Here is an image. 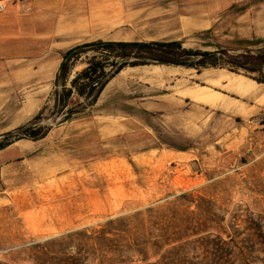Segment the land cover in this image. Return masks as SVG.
Instances as JSON below:
<instances>
[{
    "label": "rangeland",
    "instance_id": "1",
    "mask_svg": "<svg viewBox=\"0 0 264 264\" xmlns=\"http://www.w3.org/2000/svg\"><path fill=\"white\" fill-rule=\"evenodd\" d=\"M33 1L0 0L6 5L2 16L16 11L29 19L24 35L37 16ZM96 6L86 0L54 6L62 9L43 13L36 31L40 49L54 44L55 53L0 62V144L12 143L0 152V264H264L263 103L223 110L181 104L150 112L141 105L145 101L163 109L166 104L141 87L134 103L126 96L111 101L107 92L96 106L98 100L76 93L67 100L51 75L40 81L36 70L52 60L61 66L73 43L68 35L85 27ZM81 52L68 89L91 61H114L98 48ZM214 60L248 79L264 77V53L239 62L220 53ZM60 99L72 111L68 121L65 102L56 104ZM30 124L46 136L4 140Z\"/></svg>",
    "mask_w": 264,
    "mask_h": 264
},
{
    "label": "crops",
    "instance_id": "2",
    "mask_svg": "<svg viewBox=\"0 0 264 264\" xmlns=\"http://www.w3.org/2000/svg\"><path fill=\"white\" fill-rule=\"evenodd\" d=\"M86 1L98 6L85 17V27L80 28L77 34L72 32L68 35L66 40L75 44L71 43L67 50L98 41L178 42L183 49L213 54L219 52L238 62L246 56L256 57L264 53V0H211L206 6H180L175 9L159 5L128 6L142 3V0H124L123 4L120 0ZM65 3L67 0H34L32 12L37 16L30 17L32 30L25 35L22 25L29 19L25 20L16 11L13 15L2 16L6 10L0 14V62H21L28 56L53 55L56 50L54 44L45 51L40 49L43 42L36 31V24H39L43 13L61 10L54 9V6L59 4L64 8ZM76 39H81L80 43H76ZM59 62L52 60L37 69L40 81H46L51 75L55 82ZM140 87L144 95L166 104L163 109L156 101H145L141 105L150 112L174 111L175 106L181 104L207 110H223L225 106L238 109L240 105L247 107L249 104L252 107L257 101L263 103L264 108V84L255 80L225 68L197 70L159 64L123 69L110 80L99 99L108 92L107 97L111 101L122 102L125 101L122 97L126 96L127 103H134L135 96L141 94L138 91Z\"/></svg>",
    "mask_w": 264,
    "mask_h": 264
},
{
    "label": "trees",
    "instance_id": "3",
    "mask_svg": "<svg viewBox=\"0 0 264 264\" xmlns=\"http://www.w3.org/2000/svg\"><path fill=\"white\" fill-rule=\"evenodd\" d=\"M85 48H98L100 51H107L108 61L103 65H95L93 61L88 64V67L82 72L78 73L77 76L71 81V88H67V83L70 79L75 63L78 61V58L81 57V54ZM81 52V53H80ZM110 54V55H109ZM164 54V56H159ZM219 53H204L194 50H186L182 48L181 43L172 42V43H106L102 41L84 44L77 46L70 50H67L62 55V63L59 68L55 80V86L61 85L63 90L67 93L66 99H70L73 93H76L80 98L91 99L94 103L98 100L100 94L106 87V85L112 80L116 75H118L123 69L127 67H138L147 65L148 60H154L159 65L166 66H182L185 68H196L197 70L202 68H226L222 64H218L217 61H212L217 57ZM134 57L137 59L135 62H129V58ZM164 57V58H163ZM193 59H197L196 64L193 63ZM229 64H235L240 68H244V65H241L237 61H226ZM109 68V69H108ZM259 84H264V77L262 79H255ZM58 105L62 102L65 104L62 106L63 111L66 110L68 103L64 99L56 101ZM70 113L65 111L64 114H67L65 121L69 120ZM37 127H34L33 124L29 126H23L17 130L16 133H9L4 137V140H9L10 138L16 137L15 141L22 140L24 138L29 139H39L44 138L47 132L40 134L41 128L36 130ZM10 144H0V152L7 148Z\"/></svg>",
    "mask_w": 264,
    "mask_h": 264
},
{
    "label": "built area",
    "instance_id": "4",
    "mask_svg": "<svg viewBox=\"0 0 264 264\" xmlns=\"http://www.w3.org/2000/svg\"><path fill=\"white\" fill-rule=\"evenodd\" d=\"M6 10V5H4L2 2H0V14H3Z\"/></svg>",
    "mask_w": 264,
    "mask_h": 264
}]
</instances>
